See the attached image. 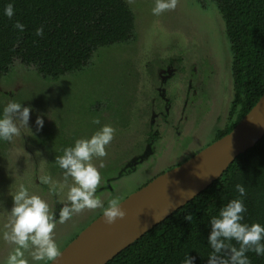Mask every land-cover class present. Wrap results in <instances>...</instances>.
I'll list each match as a JSON object with an SVG mask.
<instances>
[{"label":"rangeland","instance_id":"rangeland-1","mask_svg":"<svg viewBox=\"0 0 264 264\" xmlns=\"http://www.w3.org/2000/svg\"><path fill=\"white\" fill-rule=\"evenodd\" d=\"M125 1L135 15L133 38L99 48L82 70L54 78L17 59L0 72V113L10 100L31 106L28 126L11 141L0 140V260L15 247L3 236L11 231L12 195L21 184L55 213L52 236L60 252L103 213L84 208L59 220L75 181L56 159L77 139L105 124L115 129L107 155L91 160L100 172L95 196L106 204L194 156L235 119L233 52L217 3L177 0L156 16L155 0ZM25 258L43 264L30 250Z\"/></svg>","mask_w":264,"mask_h":264},{"label":"trees","instance_id":"trees-1","mask_svg":"<svg viewBox=\"0 0 264 264\" xmlns=\"http://www.w3.org/2000/svg\"><path fill=\"white\" fill-rule=\"evenodd\" d=\"M225 22L233 52L235 117L217 139L229 133L264 93V0H214ZM9 0H0V72L10 71L15 60L34 65L54 78L82 70L101 47L128 42L135 31V15L125 0H11L15 15L3 14ZM25 24L23 32L13 24ZM43 27L44 34L36 35ZM216 139V140H217ZM215 140V141H216ZM246 188L244 220L264 225V136L240 154L223 175L165 220L147 231L106 264H181L186 254L194 264H208L210 217ZM191 213L192 220L185 214ZM223 239V238H222ZM234 244L236 241H226ZM227 255V250L218 254ZM251 264L264 256L247 253Z\"/></svg>","mask_w":264,"mask_h":264},{"label":"clouds","instance_id":"clouds-1","mask_svg":"<svg viewBox=\"0 0 264 264\" xmlns=\"http://www.w3.org/2000/svg\"><path fill=\"white\" fill-rule=\"evenodd\" d=\"M177 0H155L152 8L153 15L174 9ZM3 14L11 19L15 15L13 2H9L3 8ZM13 27L20 32L25 29V24L16 20ZM37 36L44 34L43 27H37ZM31 106H25L16 100H10L0 113V140L11 141L14 136L20 134L21 127L28 126ZM38 128L44 124L43 116L38 115L35 121ZM95 123H100L99 120ZM115 129L111 125H103L90 138L77 139L74 145L66 147L63 155L58 156L56 162L65 170V176H71L75 183L68 190L67 199L70 204L64 203L59 211V220H68L73 213L80 212L84 208H101L105 223L112 224L118 218L126 215L121 207V199L113 197L106 204L95 196L97 186L100 183V172L91 163L93 156L105 157L106 145L113 139ZM100 167H104L101 162ZM44 183L50 182V177L43 178ZM235 189L238 196L228 201L220 208L218 215L210 217L211 232L208 236V244L212 251L208 255V264H251L247 253L255 252L257 256H264V225L259 222L251 224L242 222L243 213L246 212L243 197L246 188L242 183H237ZM14 206L11 209L13 217L11 231L4 233V240L15 245L5 260L0 264H29L25 258V251L30 250L33 261L49 264L60 255V248L53 239L52 233L55 227V213L50 212L48 203L39 195L30 193L28 188L21 184L12 195ZM186 220H192V214L186 213ZM223 238V239H222ZM236 241L234 244H226V241ZM227 250V255H218ZM181 264H194V258L185 255Z\"/></svg>","mask_w":264,"mask_h":264},{"label":"water","instance_id":"water-1","mask_svg":"<svg viewBox=\"0 0 264 264\" xmlns=\"http://www.w3.org/2000/svg\"><path fill=\"white\" fill-rule=\"evenodd\" d=\"M263 136L264 93L229 133L122 200L123 218L107 224L102 213L49 264H106L218 180Z\"/></svg>","mask_w":264,"mask_h":264},{"label":"flooded vegetation","instance_id":"flooded-vegetation-1","mask_svg":"<svg viewBox=\"0 0 264 264\" xmlns=\"http://www.w3.org/2000/svg\"><path fill=\"white\" fill-rule=\"evenodd\" d=\"M212 143H213V142H212ZM200 151H201V150H200ZM196 154H197V153H196ZM190 158H191V157H190ZM187 160H188V159H187ZM182 163H183V162H182ZM180 164H181V163H180ZM177 166H178V165H177ZM174 167H176V166H174ZM174 167H172V168H174ZM172 168H171V169H172ZM169 170H170V169H169ZM166 171H168V170H166ZM166 171H164V172H166ZM164 172H162V173H164ZM162 173H160V174H162ZM160 174H158V175H160ZM158 175H157V176H158ZM157 176H155L154 178H156ZM154 178H153V179H154ZM153 179H151L150 181H152ZM150 181H149V182H150ZM149 182H147V183H149ZM147 183H145L144 185H146ZM144 185H142L141 187H143ZM141 187H139L138 189H140ZM138 189H137V190H138ZM129 195H130V194H129ZM129 195H128V196H129ZM128 196H127V197H128Z\"/></svg>","mask_w":264,"mask_h":264}]
</instances>
